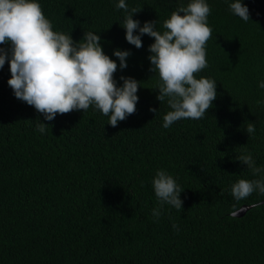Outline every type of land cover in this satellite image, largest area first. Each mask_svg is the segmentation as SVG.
<instances>
[{"label":"trees","instance_id":"trees-1","mask_svg":"<svg viewBox=\"0 0 264 264\" xmlns=\"http://www.w3.org/2000/svg\"><path fill=\"white\" fill-rule=\"evenodd\" d=\"M38 2L53 30L74 42L87 31L99 34L117 62L118 86L121 76L135 78L139 100L117 127L94 105L47 121L15 97L6 61L0 69V264H264V194L257 190L240 201L231 194L241 178L264 179L237 160L250 152L264 169V104H257L264 101V0H242L248 21L232 13L234 0H206L208 66L195 75L217 82V98L201 119L168 128L163 118L171 109L167 98H156L161 81L149 59L154 38L143 35L139 49L127 42L119 0ZM125 2L140 10L133 18L141 26L155 21L163 32L164 21L191 0ZM117 48L131 53L125 69L113 54ZM248 123L255 126L250 138ZM158 170L184 191L181 209L165 203L156 218ZM244 204L259 206L233 216Z\"/></svg>","mask_w":264,"mask_h":264},{"label":"clouds","instance_id":"clouds-1","mask_svg":"<svg viewBox=\"0 0 264 264\" xmlns=\"http://www.w3.org/2000/svg\"><path fill=\"white\" fill-rule=\"evenodd\" d=\"M116 7L126 13L122 27L129 44L139 49L143 35L154 38L149 59L151 71L158 72L161 81L156 98L160 102L167 98L171 109L163 118V127L181 119H201L217 98V82L195 75L208 66L205 46L212 29L207 23L211 9L206 0H191L186 7L179 6L164 21L163 32L155 29V21L141 26L133 18L140 10L129 9L125 0H119ZM230 10L244 21L250 18L249 8L242 0H234ZM0 45H9L0 47V69L9 61L8 85L15 97L33 106L47 121L54 120L57 114L86 111L94 105L109 117L108 124L117 127L118 122L136 112L140 82L121 76L123 85L118 86L114 78L117 62L104 52L101 36L87 31L79 42H74L71 35L54 31L38 0H0ZM113 54L119 58V68H127L130 51L117 48ZM259 87L264 88V81ZM37 130L44 133L46 123L38 124ZM245 131L249 138L254 135V124L248 123ZM237 160L254 176L264 172L256 166L250 152L239 155ZM153 187L160 202V208L153 210L154 217L161 215L165 203L177 210L183 207L184 189L167 171H157ZM257 190L264 194V179L241 178L232 185L231 194L240 201ZM173 228L178 230L176 224Z\"/></svg>","mask_w":264,"mask_h":264},{"label":"water","instance_id":"water-1","mask_svg":"<svg viewBox=\"0 0 264 264\" xmlns=\"http://www.w3.org/2000/svg\"><path fill=\"white\" fill-rule=\"evenodd\" d=\"M254 205H255V204H244V205H242L240 208H238L237 210H235V211L232 213V215H233V216L242 217V216H244V215L247 213V211H248L250 208L254 207Z\"/></svg>","mask_w":264,"mask_h":264}]
</instances>
